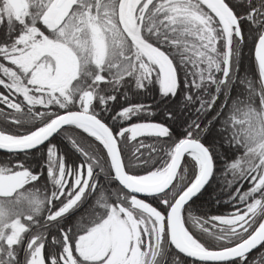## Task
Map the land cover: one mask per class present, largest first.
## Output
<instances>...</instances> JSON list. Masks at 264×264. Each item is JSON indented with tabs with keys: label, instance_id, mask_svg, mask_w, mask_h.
Returning a JSON list of instances; mask_svg holds the SVG:
<instances>
[{
	"label": "snow or ice",
	"instance_id": "snow-or-ice-1",
	"mask_svg": "<svg viewBox=\"0 0 264 264\" xmlns=\"http://www.w3.org/2000/svg\"><path fill=\"white\" fill-rule=\"evenodd\" d=\"M0 88V264H264V0H0Z\"/></svg>",
	"mask_w": 264,
	"mask_h": 264
},
{
	"label": "trees",
	"instance_id": "trees-1",
	"mask_svg": "<svg viewBox=\"0 0 264 264\" xmlns=\"http://www.w3.org/2000/svg\"><path fill=\"white\" fill-rule=\"evenodd\" d=\"M253 49H254V42L249 41L248 46L243 50L242 70L244 67L254 68ZM0 92H4V89L0 88ZM158 100H159V96L155 91H150L148 94H140V95L134 96L132 98V103H145V104L153 105V108L156 111V115L149 116V117L134 118L132 122H136V119H141V120L146 119V120H154L157 122H164L162 110L155 108V103ZM0 108H2L5 112L11 111V110L6 109L3 105H0ZM37 110H43V109L40 106H37ZM106 122H109V121L106 120ZM0 128H4L6 131H9V132H13L16 130V126H14L13 124L9 122H6L3 117H0ZM176 131H179V128H176ZM68 133L77 139L80 146L83 147L85 151L95 150L97 155H99L103 160H106V155H105L103 146L100 145L98 142H96L94 138L88 136L87 134L82 133L81 130L76 129L74 127L68 128ZM138 139H141V138H138ZM142 139H144L146 143L153 142V139L149 137H143ZM54 142L58 145L60 150L65 153L67 159L73 165L78 164L82 161L83 157H81L78 153L71 150V148L68 145L67 140L63 136L58 134L57 136L54 137ZM142 151H147V150L142 149ZM228 155L230 156L231 154L229 153ZM8 162H10L9 155L5 152H0V164L8 163ZM218 166L221 167L222 165H219L218 163ZM33 167L34 168L38 167V165L35 162H33ZM187 167H189V164L185 163L184 166H182V169L187 168ZM139 173L143 174L142 168L139 169ZM214 180H215V177H214ZM101 182L102 183L104 182V176H101ZM215 184H216V181L215 182L211 181L210 182L211 186L210 187L207 186L204 189V191L198 196V198H195L196 204L194 205V208H198L199 210L198 212L195 213V215L201 216V217L217 216L224 209V206H223L224 204L222 201L223 200L222 198L224 196V191L220 188L214 189ZM111 187L113 190H115L116 185L112 183ZM215 191H216V194H214ZM218 194H221V196L218 198H215L214 196H217ZM145 199L147 202L152 203L155 206L156 201H154L151 197H147ZM194 235H198V233L194 232ZM180 261H181V264H191L190 259L184 257L183 255L180 256Z\"/></svg>",
	"mask_w": 264,
	"mask_h": 264
},
{
	"label": "flooded vegetation",
	"instance_id": "flooded-vegetation-1",
	"mask_svg": "<svg viewBox=\"0 0 264 264\" xmlns=\"http://www.w3.org/2000/svg\"><path fill=\"white\" fill-rule=\"evenodd\" d=\"M186 163L187 164H189V167H187V179L188 180H190L191 179V177H192V167H191V163L190 162H188V158H186ZM185 164V163H184ZM184 164H182V166H184ZM219 167V166H218ZM189 168V169H188ZM184 169V168H183ZM182 169V170H183ZM191 172V173H190ZM210 182H211V180H210ZM222 184H223V181L222 180H217L216 181V184H215V188L214 189H216V188H220V189H222ZM207 187V186H206ZM205 187V188H206ZM249 187V185L247 184V183H244V185H243V188L244 189H247ZM204 191V190H203ZM202 191V192H203ZM224 191V196H223V206H224V209L221 211V213L219 214V215H217V216H220V215H227L228 213H230V212H232L233 210H234V206L232 205V204H230V203H227V200H228V196H229V191L227 190V189H224L223 190ZM201 192V193H202ZM200 193V194H201ZM199 194V195H200ZM214 194H216V191H215V193ZM221 196V194H218L217 196H214L215 198H218V197H220ZM214 198V199H215ZM195 199V198H194Z\"/></svg>",
	"mask_w": 264,
	"mask_h": 264
},
{
	"label": "water",
	"instance_id": "water-1",
	"mask_svg": "<svg viewBox=\"0 0 264 264\" xmlns=\"http://www.w3.org/2000/svg\"><path fill=\"white\" fill-rule=\"evenodd\" d=\"M0 152H4V151H0ZM206 186H207V185H206ZM206 186H205V187H206ZM202 191H203V190H202ZM141 198H145V197L141 196ZM146 202H147V201H146ZM189 203H190V202H189ZM184 257H185V256H184ZM186 258H187V257H186ZM189 259H190V258H189Z\"/></svg>",
	"mask_w": 264,
	"mask_h": 264
},
{
	"label": "rangeland",
	"instance_id": "rangeland-1",
	"mask_svg": "<svg viewBox=\"0 0 264 264\" xmlns=\"http://www.w3.org/2000/svg\"><path fill=\"white\" fill-rule=\"evenodd\" d=\"M217 227H220L219 223L217 222Z\"/></svg>",
	"mask_w": 264,
	"mask_h": 264
}]
</instances>
